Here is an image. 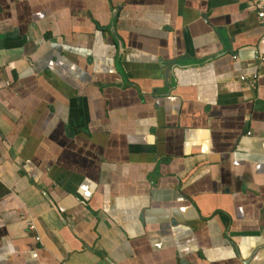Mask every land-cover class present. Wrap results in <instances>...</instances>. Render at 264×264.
<instances>
[{"label": "crops", "instance_id": "1", "mask_svg": "<svg viewBox=\"0 0 264 264\" xmlns=\"http://www.w3.org/2000/svg\"><path fill=\"white\" fill-rule=\"evenodd\" d=\"M261 57L248 0H0V264H264Z\"/></svg>", "mask_w": 264, "mask_h": 264}, {"label": "water", "instance_id": "2", "mask_svg": "<svg viewBox=\"0 0 264 264\" xmlns=\"http://www.w3.org/2000/svg\"><path fill=\"white\" fill-rule=\"evenodd\" d=\"M115 10L113 9V15L111 17V21H110L109 25L106 26L105 28L110 31V33L112 34V36L114 37V39L116 41L117 48H118L116 59H115L116 67H117L119 73L121 74V77H122L124 83H127V76L120 66V59H121V56L123 54L124 45H123V41H122L121 37L115 31V19H116ZM172 72H173V70H172L171 66L168 65V67L166 69V77L165 78H167L169 76V74H172ZM48 199H49L50 203L53 205V207L55 208V210L57 211V208H56L54 202L49 197H48ZM244 264H247V262L245 261Z\"/></svg>", "mask_w": 264, "mask_h": 264}, {"label": "built area", "instance_id": "3", "mask_svg": "<svg viewBox=\"0 0 264 264\" xmlns=\"http://www.w3.org/2000/svg\"><path fill=\"white\" fill-rule=\"evenodd\" d=\"M248 1H249V6L255 11L259 20L264 23V0H248ZM261 59L264 60V57H261ZM255 76L256 75H254V77ZM29 226L32 228L34 225L29 223Z\"/></svg>", "mask_w": 264, "mask_h": 264}]
</instances>
